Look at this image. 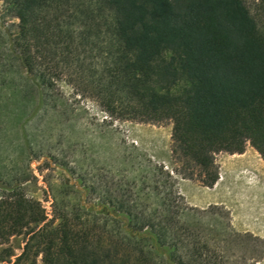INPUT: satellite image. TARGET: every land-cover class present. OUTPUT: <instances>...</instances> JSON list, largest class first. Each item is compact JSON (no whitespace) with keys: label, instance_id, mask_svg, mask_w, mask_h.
<instances>
[{"label":"trees","instance_id":"obj_1","mask_svg":"<svg viewBox=\"0 0 264 264\" xmlns=\"http://www.w3.org/2000/svg\"><path fill=\"white\" fill-rule=\"evenodd\" d=\"M250 1L3 0L18 19L4 35L39 86L76 75L111 116L172 120L173 155L213 186L217 153L250 143L264 158V0ZM68 183L49 218L23 182L0 179V246L26 237L0 264H229L182 218L179 192L156 184L145 204Z\"/></svg>","mask_w":264,"mask_h":264},{"label":"rangeland","instance_id":"obj_2","mask_svg":"<svg viewBox=\"0 0 264 264\" xmlns=\"http://www.w3.org/2000/svg\"><path fill=\"white\" fill-rule=\"evenodd\" d=\"M17 23L0 0V179L23 182L49 218L67 182L100 185L114 197L140 194L145 204L159 200L153 193L159 184L184 197L180 203L191 213L182 218L229 264H264V158L255 147L217 153L219 178L205 185L197 168L191 177L173 155L172 120L111 116L76 75H63L51 89L39 86L7 49L5 29L16 31ZM25 241L14 235L0 248L12 246L19 255ZM38 262L45 264L42 256Z\"/></svg>","mask_w":264,"mask_h":264},{"label":"crops","instance_id":"obj_3","mask_svg":"<svg viewBox=\"0 0 264 264\" xmlns=\"http://www.w3.org/2000/svg\"><path fill=\"white\" fill-rule=\"evenodd\" d=\"M181 185H184V184H181Z\"/></svg>","mask_w":264,"mask_h":264}]
</instances>
